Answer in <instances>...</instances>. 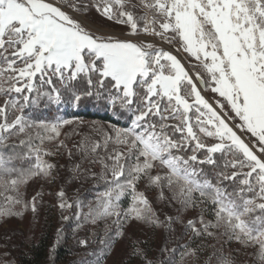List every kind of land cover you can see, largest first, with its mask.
<instances>
[{"label":"snow or ice","instance_id":"obj_1","mask_svg":"<svg viewBox=\"0 0 264 264\" xmlns=\"http://www.w3.org/2000/svg\"><path fill=\"white\" fill-rule=\"evenodd\" d=\"M90 4L129 35L178 44L176 52L194 59L191 67L198 70L190 74L181 58L150 41L89 31L65 10L88 11L80 0H0V96L6 97L0 105V145L15 135L24 137L19 144L27 148L16 156L0 153V218L37 211V197L26 202L21 187L35 177H51L55 165L43 157L53 153L43 145L57 140L61 127L71 123L32 121L24 109L40 96L59 102L58 85L72 91L83 82L86 88L73 92L75 102L95 96L129 120L126 127L99 129L101 139L85 136L76 145L82 161L101 164L100 178L110 185L87 214L93 223L116 217L118 230L112 236L106 227L104 250L124 235L121 221L160 224L137 190L147 179L161 200L169 201L165 189L171 193L169 203L179 204L178 213L200 207L198 218L185 224L193 237H214L222 229L227 242L256 248L264 264V0ZM45 86L48 91H42ZM205 90L213 94L211 101ZM58 147L66 145L60 141ZM68 155H73L70 149ZM33 159L29 168L12 163ZM73 171L80 172V164ZM57 195L61 209L72 207L63 190ZM126 195L131 203L122 209ZM206 211L212 220L204 218ZM198 251L189 248L183 256L198 258ZM131 255L153 264L136 245ZM216 264L235 261L221 254Z\"/></svg>","mask_w":264,"mask_h":264},{"label":"rangeland","instance_id":"obj_2","mask_svg":"<svg viewBox=\"0 0 264 264\" xmlns=\"http://www.w3.org/2000/svg\"><path fill=\"white\" fill-rule=\"evenodd\" d=\"M80 2L89 5L88 11L77 13L70 9L65 10L69 11L89 31L99 36L150 41L181 58V62L190 70V74L198 70L191 67L195 63L194 59L188 58L187 54L182 51L176 52L179 47L178 44H168L158 37L144 36L143 33L137 36L129 35L125 26L99 15L91 7L90 0H80ZM58 87H60L61 93L66 92L62 86L58 85ZM42 91H48L47 86ZM203 94L210 101L213 99L211 92L205 90ZM33 97L35 99V94ZM5 99L6 97L0 96V105ZM95 100L98 99L95 98ZM35 101L40 106L47 105V108H55L57 113L61 111V102L49 100L47 96H40ZM25 115L32 121L43 120L48 123L66 120L63 118L47 120L41 117H30L27 113ZM69 121L71 123L61 127V135L57 140L45 141L43 145L45 150L53 153L43 157L55 165L51 177L38 176L21 187L26 202L30 201L33 196L37 197V211L33 213L29 208L24 211L22 216L0 218V257H5L7 251H10V256L13 254L11 253V244L14 243V239L18 242L23 238L30 240V237L39 234L42 227L45 226V229L55 230L56 240H68V244L72 246L74 251L70 257L74 264H96L98 257L100 264H143L140 257L131 255L133 245L146 250L148 257L153 260V264H205L209 257H212L211 264H216V256L221 254L230 255L235 264H261L256 254V248H244L235 241L227 242L226 237L220 235L222 229L217 231V235L214 237H193L191 230L185 228V224L189 219L198 218L200 207L188 208L178 213L179 204L177 202L169 203L171 193L165 189L169 201L161 200L159 190L155 187H148L147 179H142L138 183L137 190L145 194L160 224L151 225L133 220L121 221L124 235L114 239L110 250H104L101 240L106 237V227L112 236H115L118 230V225L114 223L116 217H108L93 223L87 214L90 208L95 207L97 197L106 191L110 185L100 178L101 164L82 161L76 145L85 136L101 139L97 134L98 130L110 129L115 125L84 119H69ZM23 138V136L13 135L5 143H19V140ZM60 141H63L66 147H58ZM69 149L73 153L71 158L68 155ZM34 162V159L31 160L29 167ZM76 164H80V172L73 171ZM92 173H95L96 176L94 177ZM111 179L109 174L108 180ZM61 190L65 193L64 200L72 204L71 208L61 209L59 207L60 199L57 194ZM130 203L129 195L122 197L121 208L127 209ZM203 215L206 220L213 219L207 211ZM168 217H173V222L169 223ZM81 240L87 241V244L81 245ZM189 248H199L198 258L183 256V253L187 252ZM163 249H168V251H162ZM105 251L106 255L104 254ZM214 253L215 255H213Z\"/></svg>","mask_w":264,"mask_h":264},{"label":"trees","instance_id":"obj_3","mask_svg":"<svg viewBox=\"0 0 264 264\" xmlns=\"http://www.w3.org/2000/svg\"><path fill=\"white\" fill-rule=\"evenodd\" d=\"M86 88V84L81 82L76 84L72 91L61 93V111L56 112L55 108L47 105L40 106L37 101L35 103H29L24 109V112L28 116L41 117L45 119H84L89 121H99L102 123L113 124L119 127L128 126V115H121L117 110H114L104 99L95 100V96H83L77 103L73 99V92H81ZM91 99V100H89ZM97 99V98H96ZM61 117H58L60 115ZM58 115V116H56ZM15 145V147H13ZM27 151L25 146L19 143L7 142L0 145V153L5 155H20ZM189 155L191 153H188ZM28 160H14L12 163L16 167L29 168ZM42 227L39 234L30 237V240L23 238L19 242L14 239L11 256L10 251L6 252L5 257H0V264H74L70 257L74 254L73 248L68 244V240L59 239L56 240L55 230H50ZM14 238V237H13ZM27 240V241H26ZM11 257V258H9Z\"/></svg>","mask_w":264,"mask_h":264}]
</instances>
